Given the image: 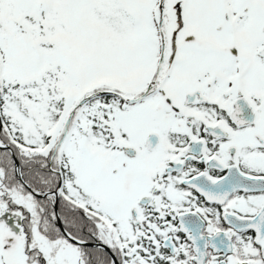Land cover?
Returning <instances> with one entry per match:
<instances>
[{
  "label": "snow or ice",
  "instance_id": "snow-or-ice-1",
  "mask_svg": "<svg viewBox=\"0 0 264 264\" xmlns=\"http://www.w3.org/2000/svg\"><path fill=\"white\" fill-rule=\"evenodd\" d=\"M0 264H264V0H0Z\"/></svg>",
  "mask_w": 264,
  "mask_h": 264
}]
</instances>
